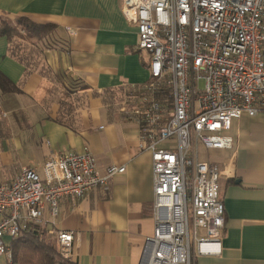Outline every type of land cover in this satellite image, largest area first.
<instances>
[{"label": "crops", "instance_id": "crops-1", "mask_svg": "<svg viewBox=\"0 0 264 264\" xmlns=\"http://www.w3.org/2000/svg\"><path fill=\"white\" fill-rule=\"evenodd\" d=\"M121 8L122 0H0V19L51 26L31 62L0 37V76L17 88L0 87V183L26 169L41 173L50 156L64 153L89 151L102 172L126 166L110 191L61 203L57 223L77 234L76 264H140L154 235L152 157L141 149L133 112L140 99L129 108L109 96L144 91L151 80L149 54L137 49L138 29ZM230 135L232 150L201 148L212 158L201 160L221 171L225 230L221 256L195 264H264V112L234 120ZM0 264L16 263L2 255Z\"/></svg>", "mask_w": 264, "mask_h": 264}, {"label": "built area", "instance_id": "built-area-1", "mask_svg": "<svg viewBox=\"0 0 264 264\" xmlns=\"http://www.w3.org/2000/svg\"><path fill=\"white\" fill-rule=\"evenodd\" d=\"M121 9L138 29L137 49L150 57L151 80L133 111L154 181V235L140 264L221 256L222 175L201 160L200 149L232 150L234 120L264 112V0H122ZM164 88L171 102L160 98ZM125 172L124 165L100 171L86 151L50 156L43 177L26 169L0 183V256L12 258L6 237L41 228L72 261L77 234L59 229L61 203L77 204L96 189L108 192Z\"/></svg>", "mask_w": 264, "mask_h": 264}, {"label": "trees", "instance_id": "trees-1", "mask_svg": "<svg viewBox=\"0 0 264 264\" xmlns=\"http://www.w3.org/2000/svg\"><path fill=\"white\" fill-rule=\"evenodd\" d=\"M22 25V31L16 32V27H12L5 18L0 19V37H7L11 43L12 35L26 36L27 39H44L48 35L51 26L38 25L27 18L19 19ZM24 36V37H25ZM12 50V48H11ZM15 56L19 54L12 51ZM0 87L2 90H17L15 86H11L9 80L0 76ZM170 94L168 88H164L160 98L164 99L166 93ZM171 98V94H170ZM46 232L41 228H34L31 232L25 234L23 238L13 240L11 244L12 261L16 264H76L70 260L61 257L55 246L46 242Z\"/></svg>", "mask_w": 264, "mask_h": 264}, {"label": "rangeland", "instance_id": "rangeland-1", "mask_svg": "<svg viewBox=\"0 0 264 264\" xmlns=\"http://www.w3.org/2000/svg\"><path fill=\"white\" fill-rule=\"evenodd\" d=\"M10 24H12V27H16L18 31H22V25H20L19 19L20 18H5ZM21 33V32H20ZM25 36V35H24ZM22 35H12V40H11V48L12 51L15 53L19 54L23 59H25L26 62H31L33 58L35 59V55L37 54L39 46H42L44 39H33L29 40ZM145 91H137L134 89H122L118 90L109 96H111L114 100V102H118V105L123 106V104L130 105L129 108H132V106L137 102L143 95ZM167 102H171L170 94L167 92L165 96L163 97ZM202 148V147H201ZM200 158L203 160L205 157L208 159H212L211 156L208 157V154H205L203 149H200ZM41 177H43V171L39 173ZM52 235L46 234L45 239L46 242L49 244L55 245V240L51 239ZM23 238V237H21Z\"/></svg>", "mask_w": 264, "mask_h": 264}]
</instances>
